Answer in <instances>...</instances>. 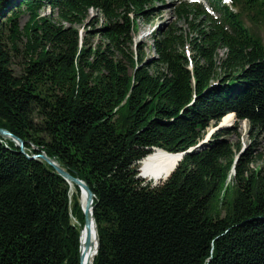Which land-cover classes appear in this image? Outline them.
Returning a JSON list of instances; mask_svg holds the SVG:
<instances>
[{"label": "trees", "instance_id": "trees-1", "mask_svg": "<svg viewBox=\"0 0 264 264\" xmlns=\"http://www.w3.org/2000/svg\"><path fill=\"white\" fill-rule=\"evenodd\" d=\"M203 1L173 7L191 33L154 31L148 61L132 36L166 0H0V129L24 146L0 136V264H80L81 191L43 154L94 195L92 264H264V170L234 128L138 177L226 116L264 135V0Z\"/></svg>", "mask_w": 264, "mask_h": 264}, {"label": "rangeland", "instance_id": "rangeland-1", "mask_svg": "<svg viewBox=\"0 0 264 264\" xmlns=\"http://www.w3.org/2000/svg\"><path fill=\"white\" fill-rule=\"evenodd\" d=\"M182 1L183 0H166V2L162 4L161 3L155 4L153 8L148 7V9L155 10L154 15H151L148 21H138V29L132 36V43H133L134 48L140 45L142 47H144L145 45L148 46V49H146V51L144 52L145 57L148 61L152 59H156V56L153 50L149 48L152 45L151 35L153 34L154 31L166 29L167 27L171 25H175L177 27H181L183 30L186 31L187 34L191 33L190 28H188L182 22H178V20L175 18V15L173 13V7L175 5H178ZM187 1L188 2L198 1L199 3H202L204 8L211 14V12L208 9L207 4L203 0H187ZM224 2L228 4L227 0H224ZM50 14H53V13L51 12L49 8H45L43 11H41V15L47 16ZM27 20H28V17L26 15H22L19 20L20 26L23 27L25 23L27 22ZM95 21H98V24H97L98 27L101 26L103 23V20L96 13V11H89L88 19H87V28L89 30L93 28L89 27L88 24L93 23V22L95 23ZM83 31H84L83 29H80L79 34L82 35ZM261 38L264 42V29L261 31ZM96 41L97 40L95 39V42ZM186 51L188 54V50ZM220 123H221V126H225V128H234L236 130V132L233 135L229 137H225V139L229 140L230 142L234 144L238 143L241 149L240 153L243 151H246L248 148L253 149L255 161L251 165V170L256 171V172L259 171L260 169L264 170V135H256L254 132L251 133L249 131V125L247 122L236 121L235 118L232 120L231 118L226 117ZM214 128L216 127H213V126L209 127L206 130V134L203 135L202 139L199 142L206 139V137L208 138V135L211 137V134L215 133ZM210 137L208 138V140H210ZM153 153L155 152L152 151V154ZM176 160H174V158H171V157H159L157 159H152L149 162V166H148L149 168L146 171V176L148 179L141 177L140 169H139L138 177L140 176L141 177V178L139 177L140 179L152 185L158 184L159 182H163L170 176L169 175L166 178V176L168 175L167 171H169L170 169L174 167ZM233 176H234V168L232 167L230 174L227 178L226 185H225L226 187H229L228 189L230 191L232 187L231 178ZM80 202H81V196H80ZM89 226L90 225H88V227Z\"/></svg>", "mask_w": 264, "mask_h": 264}, {"label": "water", "instance_id": "water-1", "mask_svg": "<svg viewBox=\"0 0 264 264\" xmlns=\"http://www.w3.org/2000/svg\"><path fill=\"white\" fill-rule=\"evenodd\" d=\"M235 118V117H234ZM223 120V119H222ZM221 120V121H222ZM225 128V126H221V123H219L216 128H214V131L218 130V129H222ZM213 131V130H212ZM212 135V134H211ZM0 136L3 137L4 139H9L11 140L19 149L21 153H24V146H23V142L20 141L18 138H16L15 136H13L12 134H10L9 132L0 129ZM206 143L201 141L199 142L195 147H193L192 149L188 150L187 153H182V154H176L179 156V161L176 165V167L178 166V164L181 162V160L183 159L185 154H189L192 153L194 151H198L200 150ZM152 151H160L157 149H152ZM163 152V151H162ZM37 156L32 157V159H36ZM38 158H40L41 160H43L44 162H46L50 167H52L54 169V171L61 176L68 184H74L75 186H77L80 191L83 190L85 192V197H86V204H85V208L83 209V213H84V229L88 227V215L90 214L92 220V206H93V202H94V195L92 194V192L89 190V188L80 180L72 178L65 170H63L61 167H59L56 163L52 162L51 160H49L44 154L38 156ZM237 160V158H236ZM235 160V161H236ZM235 163V162H234ZM175 167V168H176ZM234 168V167H233ZM175 170V169H174ZM173 170V171H174ZM172 171V172H173ZM171 172V173H172ZM140 177V176H139ZM141 178V177H140ZM94 223V220H93ZM95 225V223H94ZM96 230V227H95ZM81 233L82 230L80 232V238H81ZM86 245H88L89 243V237H87L86 239ZM79 243H80V239H79ZM98 249V238H97V233H96V248L94 251V256L96 255ZM79 259L81 262V254H80V247H79Z\"/></svg>", "mask_w": 264, "mask_h": 264}, {"label": "bare ground", "instance_id": "bare-ground-1", "mask_svg": "<svg viewBox=\"0 0 264 264\" xmlns=\"http://www.w3.org/2000/svg\"><path fill=\"white\" fill-rule=\"evenodd\" d=\"M231 119H232V117H231ZM223 120H224V118H223ZM209 137L210 136L208 135V138ZM208 138L206 137V140L203 141V142L207 143L209 141ZM210 139H211V137H210ZM174 156H177V158L176 157H172V158H174V160H176V159L177 160H176L175 165H174V167L172 169H170L169 171L166 170L168 172V174L176 167V165H177V163L179 161V156L178 155H174ZM70 187H71V191H73L74 190L73 184H70ZM81 204H82V207L84 209L85 208V204H86V197H85V192L83 190H81ZM88 225H90V226L85 228V229L83 228L82 229V233H81V238H80L81 262H80V264H92V261H93V258H94V251H95V248H96V230H95V225L93 223V220H92L90 214L88 215ZM87 237H89L88 245H86Z\"/></svg>", "mask_w": 264, "mask_h": 264}]
</instances>
